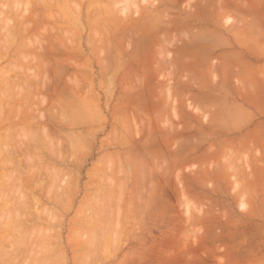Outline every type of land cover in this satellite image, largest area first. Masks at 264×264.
Segmentation results:
<instances>
[{"label": "rangeland", "instance_id": "1", "mask_svg": "<svg viewBox=\"0 0 264 264\" xmlns=\"http://www.w3.org/2000/svg\"><path fill=\"white\" fill-rule=\"evenodd\" d=\"M260 93L264 0H0V264H264Z\"/></svg>", "mask_w": 264, "mask_h": 264}, {"label": "crops", "instance_id": "2", "mask_svg": "<svg viewBox=\"0 0 264 264\" xmlns=\"http://www.w3.org/2000/svg\"><path fill=\"white\" fill-rule=\"evenodd\" d=\"M247 99V98H246ZM256 100H259L261 103L264 102V94L260 93ZM263 112L264 109L261 108ZM250 128H257L255 126H251ZM260 134L264 132V126L259 127ZM115 128H103V185L105 183L107 192L103 193V196L107 195L110 197L112 203H114L118 197H121L120 204L118 208L113 207L112 209L108 207H103V212L101 213V221L103 222V228H119V229H141L145 227H154L156 223L161 225L160 221H154V224L151 226L149 223H145V216L148 214V211H136L133 208L125 207L124 202H128V200H124L123 197H130L129 204L135 203L134 193H131L130 186L133 184V177L135 174L132 171H128L124 169L125 161L123 158L108 160L109 155L117 154V152L123 151V148H119V144H113V132ZM125 134V132H122ZM129 135H131L128 132ZM129 135H125L124 138H128ZM109 153V155H108ZM264 162L260 160V164L262 165ZM93 165V164H92ZM91 165V166H92ZM149 171L145 178L146 181L155 180L156 176L158 178L161 177V174H157L156 172V163L153 162V159L148 160ZM251 167V165H250ZM253 168V166H252ZM252 174V172H251ZM138 175V173H137ZM128 181L127 184L124 182ZM131 184V185H130ZM130 189V190H129ZM104 190V189H103ZM104 205L108 204L107 200L103 201ZM163 226H166L165 221L163 222ZM170 227V224H169ZM148 244L154 242V240H147ZM125 253L122 249L116 258H120L122 254Z\"/></svg>", "mask_w": 264, "mask_h": 264}, {"label": "bare ground", "instance_id": "3", "mask_svg": "<svg viewBox=\"0 0 264 264\" xmlns=\"http://www.w3.org/2000/svg\"><path fill=\"white\" fill-rule=\"evenodd\" d=\"M6 149H7V148H6ZM6 149H5V150H6ZM5 150H4V152H6V151H7V150H6V151H5Z\"/></svg>", "mask_w": 264, "mask_h": 264}]
</instances>
